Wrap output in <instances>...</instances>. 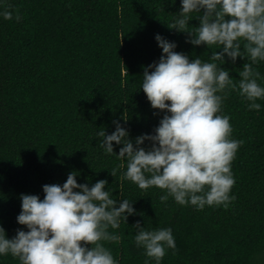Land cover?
I'll return each mask as SVG.
<instances>
[{"label":"trees","instance_id":"obj_1","mask_svg":"<svg viewBox=\"0 0 264 264\" xmlns=\"http://www.w3.org/2000/svg\"><path fill=\"white\" fill-rule=\"evenodd\" d=\"M13 18L0 16V226L12 237L20 193L38 194L42 185L62 184L70 171L78 183L104 186L115 199L132 200L133 214L121 220V239L103 242L119 264H155L137 247L135 221L146 229L170 227L175 249L160 264H264V99L247 108L238 89H226L221 113L229 116L231 138L242 139L231 171L235 182L229 207L180 205L156 186L140 189L122 176L119 147L105 153L95 133L114 130V120L133 140L152 132L163 115L150 106L139 85L144 66L161 55L154 35L175 41V51L210 58L205 44L186 42V32L169 28L179 0H6ZM16 12L20 19H15ZM190 13L188 27L199 24ZM243 50V48H242ZM245 58L227 59L233 81ZM219 64L220 62L217 61ZM264 76V61L255 65ZM151 71V69H149ZM264 84V80L258 81ZM145 140L142 144L148 145ZM120 165L115 176L109 170ZM90 246V245H89ZM0 264H19L10 254Z\"/></svg>","mask_w":264,"mask_h":264},{"label":"clouds","instance_id":"obj_2","mask_svg":"<svg viewBox=\"0 0 264 264\" xmlns=\"http://www.w3.org/2000/svg\"><path fill=\"white\" fill-rule=\"evenodd\" d=\"M179 2V11L168 27L186 32V42L192 45H217L219 50H212L208 60L189 59L174 50L175 41L156 33L161 55L144 66L139 88L150 106L163 112L158 124L152 132L137 135L134 142L118 120L113 121L111 133L102 127L95 135L102 137L99 144L105 153H113L112 142L122 145L116 155L124 158L123 178L140 189H163L158 197L161 202L171 196L180 205L197 209L205 205L227 208L235 200V194H229L235 182L231 161L244 141L231 138L232 125L221 106L225 90L238 89L249 101L247 108H261L257 101L264 99V84L258 81L264 76L255 65L264 61V0ZM10 9L6 0H0V16L13 18ZM193 12L199 13L195 16L199 24L190 29ZM15 19H20L18 12ZM245 54L249 62L243 63L239 79L233 81L222 65L226 59L234 63ZM145 140L150 143L142 146ZM119 167L110 169V174L115 176ZM76 175L70 171L62 184H43V198L19 194L20 211L15 219L27 230L17 228L9 238L0 226V256L10 254L19 264H119L103 242L121 239L109 229H117L121 220L126 223L135 211L133 202L115 199L104 187L106 179L89 185L78 183ZM133 225L136 246L155 264H160L167 248L175 249L170 227L146 229L139 221Z\"/></svg>","mask_w":264,"mask_h":264}]
</instances>
